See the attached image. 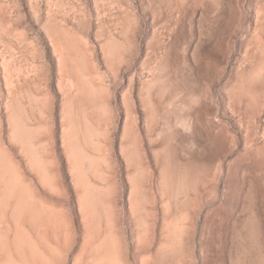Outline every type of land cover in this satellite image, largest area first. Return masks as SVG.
Masks as SVG:
<instances>
[{
	"label": "rangeland",
	"instance_id": "374dc122",
	"mask_svg": "<svg viewBox=\"0 0 264 264\" xmlns=\"http://www.w3.org/2000/svg\"><path fill=\"white\" fill-rule=\"evenodd\" d=\"M0 264H264V0H0Z\"/></svg>",
	"mask_w": 264,
	"mask_h": 264
}]
</instances>
